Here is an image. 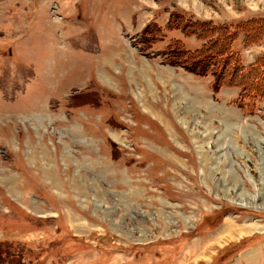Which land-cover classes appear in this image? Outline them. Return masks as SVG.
Wrapping results in <instances>:
<instances>
[{
    "label": "rangeland",
    "instance_id": "obj_1",
    "mask_svg": "<svg viewBox=\"0 0 264 264\" xmlns=\"http://www.w3.org/2000/svg\"><path fill=\"white\" fill-rule=\"evenodd\" d=\"M176 13L236 28L264 0H0V264H211L264 233V99L167 64L204 43Z\"/></svg>",
    "mask_w": 264,
    "mask_h": 264
},
{
    "label": "trees",
    "instance_id": "obj_2",
    "mask_svg": "<svg viewBox=\"0 0 264 264\" xmlns=\"http://www.w3.org/2000/svg\"><path fill=\"white\" fill-rule=\"evenodd\" d=\"M203 24L204 22L193 20L183 13L170 16L166 25L168 30L180 32L183 38L195 37L204 43L191 51L185 48L183 39L174 38L165 49L166 63L182 68L198 77L211 76L210 88L214 94L223 87L237 88L239 91L237 104L240 109L244 108L245 99L253 101L264 99V54L249 65H244L239 54L232 48V44L238 38V32L243 34L244 45L254 44L264 38V19L249 20L236 28L227 26L218 30L211 28L208 32L202 29ZM57 226L59 230L60 225ZM211 228L213 226L208 229ZM179 240L176 241V246ZM185 242L186 239H183V244ZM166 244L169 242L160 245ZM249 244H246V239L238 243H229L218 251L211 264H224L227 258L232 257ZM173 252V249L161 250L157 255L159 259H164L168 256H175V254L172 255ZM102 264H107V262L103 261Z\"/></svg>",
    "mask_w": 264,
    "mask_h": 264
},
{
    "label": "crops",
    "instance_id": "obj_3",
    "mask_svg": "<svg viewBox=\"0 0 264 264\" xmlns=\"http://www.w3.org/2000/svg\"><path fill=\"white\" fill-rule=\"evenodd\" d=\"M191 76H193V75H191ZM194 97L198 98V96L194 95V93H193V98ZM229 108L234 109L232 107H229ZM249 236L251 237L249 239L250 244L246 248L237 252L232 257L227 258L226 262L224 264H264V233L263 234L262 233L256 234V235H249ZM237 241L238 240H235L232 242H237ZM228 244L219 247V250L222 249L223 247L227 246ZM218 251L215 252V256L210 261V263H212V261L214 260V258L217 255Z\"/></svg>",
    "mask_w": 264,
    "mask_h": 264
},
{
    "label": "bare ground",
    "instance_id": "obj_4",
    "mask_svg": "<svg viewBox=\"0 0 264 264\" xmlns=\"http://www.w3.org/2000/svg\"><path fill=\"white\" fill-rule=\"evenodd\" d=\"M261 206L264 208V202L261 204Z\"/></svg>",
    "mask_w": 264,
    "mask_h": 264
}]
</instances>
